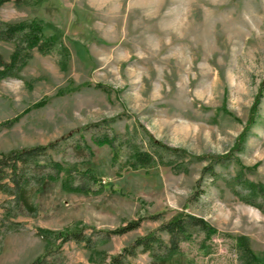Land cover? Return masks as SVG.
<instances>
[{
    "label": "rangeland",
    "instance_id": "1",
    "mask_svg": "<svg viewBox=\"0 0 264 264\" xmlns=\"http://www.w3.org/2000/svg\"><path fill=\"white\" fill-rule=\"evenodd\" d=\"M34 19L61 45L33 49L18 74L0 78V155L56 144L46 156L72 169L73 186L86 170L96 181L69 192L60 173L30 194L29 214L8 219L2 205L11 198L0 192V264H29L47 247L37 232L70 230L90 246L57 239L46 264H108L150 234L164 247L160 228L178 214L216 233L193 231L161 261L139 248L126 263L237 264L242 239L264 261V204L244 184L264 189V0L0 6L2 22ZM13 50L0 41L5 62ZM102 138L112 147L98 146ZM148 139L179 158L139 164L133 155L149 150ZM215 157L223 161L209 168Z\"/></svg>",
    "mask_w": 264,
    "mask_h": 264
},
{
    "label": "trees",
    "instance_id": "2",
    "mask_svg": "<svg viewBox=\"0 0 264 264\" xmlns=\"http://www.w3.org/2000/svg\"><path fill=\"white\" fill-rule=\"evenodd\" d=\"M8 2H14L16 6L37 5L41 0H0V6ZM44 26L42 21L36 19L16 24L0 21V41L14 45L9 62H5L0 55V78L18 74L30 58V52L33 49H36L40 54H47L51 52V49L57 43L61 45V41L56 34L48 38L44 37L42 33ZM260 89L261 92L264 91V81L261 83ZM96 143L98 146L105 145L112 147L113 140L102 138L100 141H96ZM56 146V144H50L45 147L13 150L0 155V192L11 198L2 205L6 219L23 214V212L29 214L32 211V198L30 194L36 195L40 193L45 182H54L61 179L59 178L60 173L65 175V178L62 180V186L69 192L83 191L84 186L88 185V182L92 183L96 181L92 172L86 170L84 174H79V179L84 184L73 186L71 180L72 169L69 167L64 168V166L46 156L45 152L47 150H54ZM148 148L149 150L146 152H135L133 157L136 162L143 164V161H145L149 164L155 159L161 162L163 160L162 155L166 154L173 157V160L171 159L167 164L174 161L175 157L179 158L178 150L166 147L152 139H148ZM144 156H146L147 160H143ZM221 160L223 161L222 158L215 157L209 168ZM244 184H247V187H250L249 190L252 195H257L262 204H264V189L257 185L254 186L249 182ZM256 207L261 209L260 206ZM131 227L111 233L106 232L105 234L122 235L126 231H131L138 226L135 224V226ZM160 231L167 235V242L164 247H162L163 243L159 238L150 234L137 239L129 248L124 249L120 255L112 257L108 264H127L128 257L134 256L135 250L139 248L142 252L148 253L154 260H165L172 255L180 253L179 245L190 241L193 231L202 232L206 239L216 233L202 219L188 214L174 216L160 228ZM37 235L46 243L47 247L42 256H39L29 264H46L47 258L51 253L58 250V248L53 246L57 239L61 241V244L68 241L83 242L87 248L91 244L90 240L84 236L81 230L63 231L58 234L39 231ZM243 240H240L237 244L240 250L237 255V264H264V261L254 256ZM199 247L204 254L210 253L204 242ZM159 250H163V252Z\"/></svg>",
    "mask_w": 264,
    "mask_h": 264
}]
</instances>
